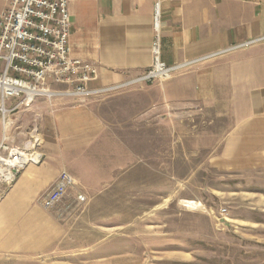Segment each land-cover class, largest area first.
Returning a JSON list of instances; mask_svg holds the SVG:
<instances>
[{
	"label": "rangeland",
	"instance_id": "1",
	"mask_svg": "<svg viewBox=\"0 0 264 264\" xmlns=\"http://www.w3.org/2000/svg\"><path fill=\"white\" fill-rule=\"evenodd\" d=\"M131 84L88 97L103 130L32 234L53 242L0 264H264V159L232 144L225 107H150Z\"/></svg>",
	"mask_w": 264,
	"mask_h": 264
},
{
	"label": "crops",
	"instance_id": "2",
	"mask_svg": "<svg viewBox=\"0 0 264 264\" xmlns=\"http://www.w3.org/2000/svg\"><path fill=\"white\" fill-rule=\"evenodd\" d=\"M155 2L68 0L71 53L97 68L87 86L126 87L142 76L154 63L157 36L159 61L177 68L140 86L148 106L225 107L234 123L227 134L232 144L264 159V0H162L157 27ZM37 114L43 158L27 164L0 200V256L30 252L34 241L53 242L46 231L32 235L52 220L39 200L60 171L75 175L103 130L90 98H37L30 109L10 114L7 134L14 144L25 143Z\"/></svg>",
	"mask_w": 264,
	"mask_h": 264
},
{
	"label": "built area",
	"instance_id": "3",
	"mask_svg": "<svg viewBox=\"0 0 264 264\" xmlns=\"http://www.w3.org/2000/svg\"><path fill=\"white\" fill-rule=\"evenodd\" d=\"M160 1L155 2L156 27ZM69 35L68 0H0V200L27 164H38L43 158L39 151L40 115L32 119L28 138L19 146L7 134L10 114L18 109H30L37 98L76 97L79 102H85L101 91L87 86L96 79L97 68L72 55ZM153 49L152 67L131 83L162 78L176 70L177 67L159 61L157 36ZM74 185V176L66 170L60 171L50 189L41 196L40 205L47 210L58 207ZM84 200L83 194L75 199Z\"/></svg>",
	"mask_w": 264,
	"mask_h": 264
}]
</instances>
